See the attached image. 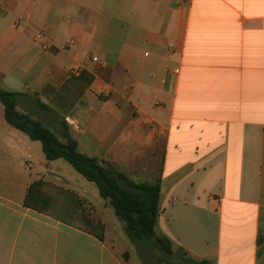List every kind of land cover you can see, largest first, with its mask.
<instances>
[{
	"label": "crops",
	"instance_id": "0c3cea01",
	"mask_svg": "<svg viewBox=\"0 0 264 264\" xmlns=\"http://www.w3.org/2000/svg\"><path fill=\"white\" fill-rule=\"evenodd\" d=\"M0 87L82 154L159 183L156 234L173 246L264 264V0H0ZM157 158L154 183L132 177ZM62 161L0 102V264H128L109 200ZM35 181L74 194L104 241L25 207Z\"/></svg>",
	"mask_w": 264,
	"mask_h": 264
},
{
	"label": "trees",
	"instance_id": "16d2710c",
	"mask_svg": "<svg viewBox=\"0 0 264 264\" xmlns=\"http://www.w3.org/2000/svg\"><path fill=\"white\" fill-rule=\"evenodd\" d=\"M19 95L0 87V102L4 106L6 122L26 134L32 141L41 142L47 161L63 159L88 182L95 184L100 197L110 201L116 217L125 224L126 231L133 240L145 244L165 257L176 255L172 250V242L156 234L161 192L159 183L136 184L124 174L107 169L97 158L82 154L65 125L61 133L63 140H60L29 114L21 113L18 110ZM63 196L68 198L63 200ZM24 206L50 215L101 242L105 239V226L88 217L76 196L61 187L44 181L33 182L27 190ZM182 253L187 255L183 250ZM158 260L161 262L163 259L158 257ZM208 263L210 262H204Z\"/></svg>",
	"mask_w": 264,
	"mask_h": 264
},
{
	"label": "rangeland",
	"instance_id": "374dc122",
	"mask_svg": "<svg viewBox=\"0 0 264 264\" xmlns=\"http://www.w3.org/2000/svg\"><path fill=\"white\" fill-rule=\"evenodd\" d=\"M32 112L31 108H28ZM57 136L56 130H51ZM66 166V170L63 169L59 173L60 177H67L71 179V175L80 180L85 181V179L75 171V169L69 165L66 161H62ZM40 167L39 164H36V168ZM107 169H110L112 172L116 173L120 171V167L114 165H106ZM68 170V171H67ZM160 174V158H157L154 166L147 168V171H142V169L135 170V174H131L134 179L139 183H154ZM108 202L109 213L106 215V224L109 231V238L117 244V251H123L128 255L129 262L128 264H204L205 261L195 260L188 255L182 253V249L177 248L172 245V250L175 251L176 255L173 256H163L159 252L152 250L148 246L138 241L132 239V237L127 233L125 224L121 222L115 215L112 205ZM120 231L123 232L125 240L121 239ZM159 235V234H158ZM162 237L161 235H159ZM158 257L163 260L160 262ZM181 257V258H180ZM127 256L124 257L126 259ZM180 258V259H179ZM213 264V263H208Z\"/></svg>",
	"mask_w": 264,
	"mask_h": 264
}]
</instances>
